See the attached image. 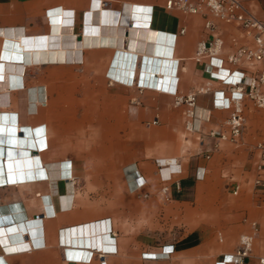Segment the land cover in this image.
<instances>
[{"label":"crops","instance_id":"1","mask_svg":"<svg viewBox=\"0 0 264 264\" xmlns=\"http://www.w3.org/2000/svg\"><path fill=\"white\" fill-rule=\"evenodd\" d=\"M166 1L0 0V62L1 45L13 40L20 45L28 38L37 44L60 34L62 48L73 47V41L87 42L79 61H34L31 49L25 50L24 87L0 90L4 92L0 94V126L12 128L16 136L14 143L0 141V175L5 179L0 182V264L1 260L5 264H234L223 259L237 244L219 243L223 238L216 239V224L237 225L239 234L252 233L257 226L259 232L243 264H263L264 160L255 144L264 138V108L244 101V128L236 141L212 133L217 129L227 133L224 120L229 110L220 107L216 97L228 96L229 86L219 77L211 78L204 64L192 58L197 43L210 37L201 15L167 8ZM241 1L264 20V0ZM216 32L223 39V54L252 43L251 35L235 24L218 21ZM76 73L84 81L102 83L99 128L132 130V149L126 155L121 137L108 142L114 146L115 166L133 162L121 168L126 184L108 193L80 187L75 180L78 162L86 158L75 152L70 133L76 122L73 106L67 103L70 92L58 86L73 80ZM219 74L226 71L220 69ZM206 87L196 94L195 127L189 130L185 104L174 103V95L183 97ZM140 129L151 130L141 142ZM182 129L190 135L177 152L170 147L176 141L173 131ZM140 144L150 147L139 153ZM155 158L165 163L157 172ZM59 161L62 178L54 166ZM178 164L181 172L166 183L168 202L221 208L225 219L214 216L179 236L140 232L138 219L125 215L136 206L139 196L135 194L144 191L156 197L148 176L169 178ZM235 171L244 177L237 206L228 201L239 191L235 185L239 181L232 179ZM137 173L145 184L134 191L140 180L135 179ZM124 201L133 202L126 205L125 214L107 212V202L122 207ZM92 237L102 248L89 245Z\"/></svg>","mask_w":264,"mask_h":264},{"label":"rangeland","instance_id":"2","mask_svg":"<svg viewBox=\"0 0 264 264\" xmlns=\"http://www.w3.org/2000/svg\"><path fill=\"white\" fill-rule=\"evenodd\" d=\"M74 77L73 80L64 81V83L60 84L58 87L68 89L70 92L67 103L73 106L74 118L76 121L74 123L75 127L70 130V133L74 137L75 152L82 154L86 158L85 161L82 160L78 162L81 166L75 173V180L78 181L77 185L80 187L86 185L88 190H106L103 192L108 193L109 189H112L114 186L121 183L123 185L126 184L121 168L122 166L125 167L133 163L131 160H127L123 162L124 164L122 166H115V162L112 160L113 153H115L113 149L114 146H111L108 142L113 140L116 136L121 137L124 142L122 152L126 155V153L130 152L132 149V130L114 128L100 129L98 110L100 104V89L103 88L102 83L97 80L84 81L79 79L81 75L77 73ZM48 87H50V84H48ZM84 110L85 113H83ZM149 131L151 130L140 129L138 140L140 142L146 140L147 136L145 134ZM46 132L48 133V128ZM142 132L145 136L142 135ZM173 133V138H176V141H174L170 147L174 151L180 152L184 149V137L190 134L184 129L173 131ZM136 147L137 146H134L133 148L136 149ZM146 147L150 146L140 144L138 146L139 153L141 148L145 149ZM155 147H157V145ZM156 169L155 167V171L157 172ZM232 179L239 181V184H235L239 185V191L238 194H232L228 201L237 206L241 201L239 192L243 188L244 177L240 176L237 171H235ZM148 185L154 187L157 193L156 197H148V195L143 197L142 193H144V191L139 192L135 194L136 197H139H137L136 206L132 211L126 213V205L130 207L133 202L128 201L126 203L124 201L122 207L119 203L107 202V212H122L123 214L126 213L125 215L128 217H135L138 219V229L140 232L149 230L159 236L164 232H170L172 235L179 236L196 227H202L198 223L206 221L214 216L220 220H224L226 217V213H224L221 208L214 210L196 208L194 204L191 203H169L166 194L161 191V188L165 184L160 181L158 174L153 179L151 176H148ZM165 204H167L166 207L164 206ZM214 227L216 239L218 240L220 237L223 238L221 242L218 240L219 243H225L228 240L231 246L238 244L240 234L237 232V225L225 226L216 224ZM218 232L222 235H217Z\"/></svg>","mask_w":264,"mask_h":264},{"label":"built area","instance_id":"3","mask_svg":"<svg viewBox=\"0 0 264 264\" xmlns=\"http://www.w3.org/2000/svg\"><path fill=\"white\" fill-rule=\"evenodd\" d=\"M167 8L177 7L190 13L200 14L203 18L204 28L208 31L210 37L200 40L193 55V59L204 64L205 70L211 78H220L223 84L229 86L230 93L223 97H216L220 101V107L229 110L228 116L224 120V127L227 133L217 129L212 133L221 138H227L236 141L244 128V101H251L256 107L264 108V20L257 18L241 0H167L165 3ZM225 24H235L251 35L252 43L240 45L230 52L223 54V39L216 32L217 22ZM183 30H181L182 32ZM223 63L234 66L237 69L224 67ZM255 65L253 70L238 69L240 65ZM226 71L225 75H220L219 70ZM208 88H200L192 90L187 95L175 96L174 103L185 104V114L187 117L186 127L194 130V107L196 94ZM260 153V157L264 160V138L255 144ZM157 171L165 164L159 158L154 159ZM181 172L178 164L175 170H172L169 178L160 177V181L165 185L161 188L163 193H167L169 188L166 185L172 176ZM142 183L134 189L141 190ZM237 187L234 189L236 193ZM143 197L148 195L147 192L142 193ZM259 232L257 226L253 227L252 233H242L238 238V244L229 258H224L225 263L243 264V260L247 257L253 246L254 238ZM264 235V228H263ZM172 252L171 249L168 254ZM260 262L264 264V257L260 258Z\"/></svg>","mask_w":264,"mask_h":264},{"label":"bare ground","instance_id":"4","mask_svg":"<svg viewBox=\"0 0 264 264\" xmlns=\"http://www.w3.org/2000/svg\"><path fill=\"white\" fill-rule=\"evenodd\" d=\"M59 35L60 34L55 35L53 37L52 36L45 37L44 39H41L40 43H37V44L35 43V41L33 39L25 38V41L22 40V44L20 43V45L18 43H15L14 40L12 42L6 41L7 43L1 45V50L3 51L4 54L1 55L3 60L0 62V90L1 89H3V90L16 89L19 87H24V83H23V80L21 81V78L23 76L22 72H23V68H24L25 50L31 49L30 51H31V54L33 55L34 61H40V60L79 61L81 59V48L84 45H86L87 42L86 41L85 42L84 41H75V42L73 41V47L66 48L64 46L65 48L64 47L62 48V45H64L65 43H61V41L58 39ZM50 38H55L56 39L55 42H50L49 41ZM69 44H71V43H69ZM69 44H67V45H69ZM35 47H38V48L36 49ZM51 47H54V48L51 49ZM156 52L159 53L158 51H156ZM118 55H119V53H118ZM3 93H0V94H3ZM6 101H7V98H6ZM7 126H9V125H7ZM12 131H13L12 128H6L3 126H0V141H2V139H3L6 142L14 143V138L16 136L12 133ZM54 166L56 168V173H57L58 177L62 178L63 172H62L61 162L60 161L57 162ZM2 172H3V168L1 171V165H0V174H3ZM48 175H49V173H48ZM68 177H69V179H72V164H71V162H69V164H68ZM136 178L140 179V180H137V184L134 187H138L140 184L145 182V180L140 176L139 173H137V176L135 177V179ZM4 180L5 179H4L3 175H0V182H2ZM106 223H107V221H106ZM99 229H100V227H99ZM109 229H107V230H109ZM89 235H91V234H89ZM92 238L93 239L89 240V245L94 246V248H99V249L102 248V244L98 243L97 242L98 240L96 241L95 237H92ZM98 239H99V237H98ZM113 244H114V242H113ZM110 247L111 246H109L108 249H110ZM84 250H87V248ZM88 250H92V248L90 247ZM1 263L5 264V262L3 260H1Z\"/></svg>","mask_w":264,"mask_h":264}]
</instances>
